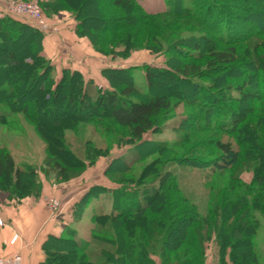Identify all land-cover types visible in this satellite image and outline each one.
I'll return each mask as SVG.
<instances>
[{
  "label": "trees",
  "instance_id": "16d2710c",
  "mask_svg": "<svg viewBox=\"0 0 264 264\" xmlns=\"http://www.w3.org/2000/svg\"><path fill=\"white\" fill-rule=\"evenodd\" d=\"M164 1L168 4L167 10L152 12L145 9L142 0H113L114 5L122 11L130 10L131 5L139 15L141 25L150 26L163 16L183 17L206 31L202 35L181 38L164 51L150 48L152 53L165 54L166 66L144 64L145 91L135 84L133 70L136 66L103 68L102 74L109 81L108 87L97 86L94 79H87L82 72L71 69H64L56 81L52 77L56 66L43 53V41L50 32L42 31L26 17L10 14L1 3L0 122H9L20 108L39 124L47 121V115L64 101L65 107L74 106L80 122L95 123L103 133L110 135L103 139L106 142L104 146L79 136L71 140L61 134L54 135V138L64 141L59 152L66 151L75 156L85 169L86 163H95L100 157L110 155L116 147L126 144L131 147L126 153L114 157L105 169L106 177L116 187L99 186L101 191L98 194L109 193L110 197L107 202L102 198L97 208H93L92 219L97 224L91 227L90 238L83 239L76 230L67 229L64 235L45 244L46 258L41 264L72 263L76 249L94 258L88 264H208L210 248L214 251L212 264H264L258 248L264 227V122L256 119L254 123L250 118V108L246 106L249 100H264V28L259 26V21H264V1L250 3L240 0L244 3L240 6L232 5L231 0ZM57 4L56 0H40L45 17L59 27L55 21L57 15L54 14L55 10L59 11ZM68 12L75 22V34L88 37V33H85L87 17L79 10ZM248 22L252 23L248 26V33L237 32L238 25L243 26ZM118 29L119 25L112 32ZM19 43L23 45L19 46ZM237 43L246 44L248 51L241 54ZM218 44L230 46L222 50L218 49ZM24 46L30 47V51L23 49ZM175 47L179 48L178 51L171 52L175 51ZM178 52L184 59L199 62L208 57L210 60L205 66L209 69L220 66L221 72L207 75L203 71V63L179 62L175 58ZM249 54L251 65H246L247 69L242 73L236 72V68L235 72L229 73L223 66L238 65L237 62L249 57ZM127 56L128 53L121 55V58ZM253 67L257 70H253ZM15 75L24 76L26 82L16 80ZM158 76L184 81L194 91L201 89L207 96L198 100L192 96L156 92L155 78ZM196 77L209 79V82L207 85L198 84ZM254 83L263 88L260 93L250 91ZM214 91L220 98L218 94H213ZM36 94L40 95V100ZM182 102L190 109L181 115L177 111ZM83 103H89L94 110L86 117L81 111ZM219 105L224 114L217 121L214 112ZM213 114L214 118L211 116ZM54 126L61 127V119H56ZM167 127L177 135H187L191 130L197 133L213 129L215 134H230L248 129L258 139L253 147H245L237 139L216 138L205 142L207 153L199 157L195 151L198 143L188 142L191 146L185 148L184 140L188 141L189 138L184 135L172 143L145 140L149 132H163ZM118 128L125 131L118 132L120 137L115 133ZM78 129L83 130L82 127ZM146 144L151 145L154 154L159 153L150 162L147 161L150 149L147 152L141 149ZM205 158L209 163L206 164ZM158 161L161 167L148 174L147 182L137 181L132 186L113 178L124 172L145 170ZM243 164L252 173L250 183L241 177L243 171L234 172L237 166ZM66 170L67 165L57 159L47 160L41 166L19 167L8 146H1L0 198L3 193L8 200L37 198L42 192L41 174L52 180V172H55L57 178L53 182L58 183V180L69 178ZM195 170L202 171L200 174L207 191L201 192V182L195 178L199 172ZM25 173L29 174L28 179L24 177ZM144 177L146 175L142 179ZM88 193H93V190ZM163 194L166 202L174 208L167 215L168 218L159 215L156 210L161 207ZM134 195L138 198L133 209L121 210L122 198ZM83 199H79L73 208L76 222L84 220L86 203H83ZM219 214L225 215V218L220 220ZM194 217L199 219H195L193 231H179L183 237L181 244L169 245L176 226L185 220H194ZM230 220V229L226 231L223 224ZM242 232L248 236L249 243L245 247L240 246ZM68 244L76 249L72 246L68 249ZM57 259L59 262L56 263Z\"/></svg>",
  "mask_w": 264,
  "mask_h": 264
},
{
  "label": "rangeland",
  "instance_id": "374dc122",
  "mask_svg": "<svg viewBox=\"0 0 264 264\" xmlns=\"http://www.w3.org/2000/svg\"><path fill=\"white\" fill-rule=\"evenodd\" d=\"M28 1V0H25ZM250 3L256 2H262L264 0H248ZM58 10H55V15L61 16V15H69L68 11L73 10H79L81 13L87 17L86 23V29L88 33V37H86L87 41L89 42L90 46L95 50L96 52L102 54L103 52L108 54L106 56L109 57H121V55L128 53L129 56L126 58H123L126 60V63H131L133 65L128 66H136L133 70L134 78H135V84L138 86V88L142 91L146 90V71H145V65L148 63L151 66L154 67H160V66H166V56L165 54L158 53H152L149 49L153 48L155 50L161 49L166 50L167 47L173 46L172 44L175 42H178L181 38L184 37H193L195 35H202L203 33H206V31L201 27L197 26L196 24H193L192 22L188 21L187 19L183 17H175L171 18L168 16H163L161 18L156 19L152 25H141L139 24V15L132 10V6L130 5V10H124L117 8L113 0H56V3ZM142 3L147 11L152 12H163L168 9V4L164 0H142ZM232 5H238L240 4L244 5V3L240 2V0H231ZM182 5V4H181ZM181 5H178L180 7ZM170 7V6H169ZM237 8V7H233ZM180 10V8L178 9ZM44 12V11H43ZM203 13V11H202ZM204 14V13H203ZM213 18V17H212ZM50 21V19H48ZM260 20V19H259ZM51 22V21H50ZM262 22V23H261ZM259 21L260 28H264V21ZM52 23V22H51ZM53 24V23H52ZM139 24V26H138ZM252 24L251 22H248L247 24L244 23L243 26H237L238 30L237 32L240 33H248V26ZM55 25V24H53ZM119 25V29L116 30L114 33L112 32L114 29H117ZM55 27H57L55 25ZM234 33L233 35H235ZM23 45V43H19V46ZM235 45V44H234ZM238 50L241 54L248 51L246 44H240L237 43ZM230 45H224V44H218V49H226ZM27 49V51H30V47L24 46L23 49ZM179 48L175 47V51L170 50L171 52L178 51ZM100 51V52H99ZM102 52V53H101ZM249 53V52H248ZM104 55V54H103ZM120 55V56H119ZM177 57L176 60L179 62H185L187 64H196L200 65V63H203V71H206L205 73L208 75L212 74H218L221 71L219 70V67L215 66L214 68L209 69V67H206L205 63L210 60V58L206 57L200 60H194V59H184L182 56H180L179 52L176 54ZM133 60V61H129ZM251 55L249 54V57L242 58L237 62L238 65L234 64H227L223 65L229 73L235 72V68L237 71H241L242 73L244 69L246 68V65L250 66ZM249 62V63H248ZM247 69V68H246ZM253 70H257V68L253 67ZM218 71V73H216ZM205 74V75H206ZM214 74V75H215ZM52 77H57V69L55 67L54 72L52 73ZM197 78V77H196ZM16 80H21L22 82H26V79L24 76H18L15 75ZM166 79V82L164 81ZM198 84H204L207 85L209 82V79H195ZM250 91H253L255 93H260V91L263 89L257 84H253V87L249 88ZM155 91L159 93H169L172 95L179 94L181 97H189L192 96L194 98H204L206 97V93L203 92V90H197L194 91L188 83L184 81H180L178 79L174 80H168L167 78H164L162 76H158L155 78ZM213 94H218L215 93ZM36 98L40 100V95L36 94ZM219 96V94H218ZM220 98V96H219ZM186 101V100H185ZM212 103V102H211ZM246 106L250 108V118L255 123V120L257 119L258 122H264V100H258V99H252L249 100L246 103ZM189 110L190 107L185 103L182 102L181 108L178 109L177 114H181L185 112V110ZM67 110V113L65 112ZM220 105L217 107V110L214 112L216 115L217 121L219 118H222V115L224 114L223 110L221 111ZM81 111L85 113L86 115H89L94 110L92 109L91 105L89 103H83L81 106ZM196 111L198 112V108H196ZM75 113H78L76 110H74V106L71 107H65V102L62 101L60 104V107L56 108L54 111H52L50 114L47 115L48 120L44 122H40L39 124L35 122L31 117H29L26 113L22 111V109H18L17 112L11 117L9 122H6V124H2L0 122V147L1 146H8V151L14 156L16 165L19 167H30V166H41L47 163V160H61L64 164L67 165V174L68 179L66 180H58V183L53 182L57 176L55 172H52V180H49L53 184H64L69 181H76L78 183V186H83V189L81 190V198L84 200L83 203H86V210H85V216L82 223H80V232L84 236H86V239H89L91 236V227L95 226L97 223L93 222L92 219V213L93 208H97V204L102 200V198L107 202L106 200L109 199V193H105L100 196L98 194L99 188L101 186L105 187H116V184L109 180L108 177L105 175V169L109 166L112 159L118 155H121L123 153H126L130 147V145H122L119 148L116 147L113 149L110 155L108 156H102L99 159L96 160L95 163H86L85 169L81 166V162L73 155L68 154L66 151L59 152V148L63 147L64 141L63 139H56L53 136H58L59 134L62 135V137L69 138L71 140H74L77 136L81 137L82 139H92L94 140V143H97L99 146H104L105 137L107 135H110V133H103V131L98 128V125L95 123H85L80 122V118L76 116ZM211 115L214 116L215 115ZM255 116V118H254ZM84 117V116H83ZM261 117V119L259 118ZM56 119H61L62 126L59 128H56L54 126V121ZM85 119V118H83ZM220 120V119H219ZM262 120V121H260ZM191 124L194 125L193 120L191 119ZM216 121V122H217ZM249 121V120H248ZM172 121H170L171 123ZM169 123V124H170ZM82 127L83 130H77V128ZM8 128V129H7ZM197 128V127H196ZM100 129V130H99ZM118 132L125 131L123 129H117L115 133L118 134ZM215 130H201L199 132L190 131L189 134L185 135V133L177 135L173 133V130L170 127H167L164 129L163 132H149L145 135V140H149L148 142H158V143H165L169 142L172 143L179 138L180 136L184 135L189 140H184L185 148H190L191 144L189 145L188 142L198 143V147L195 150L196 156L202 157L203 155H206V147L205 142L208 143V141L216 139V138H223V139H237L241 141L245 147H253V143L258 139L256 137V134L249 131L248 129L244 131H240L237 133H230V134H215ZM121 134H118L117 137H120ZM183 136V138H184ZM113 137L116 138V135H113ZM185 138V139H186ZM261 139V138H260ZM188 144V145H187ZM141 149L143 152H147L150 149V155L147 156V161L150 162L155 159V156H157L159 153H153V148L151 145L146 144L142 145ZM152 149V150H151ZM193 157V156H191ZM206 159V158H205ZM209 159V158H208ZM209 163V161L206 159V164ZM82 167V168H81ZM161 167V162H153L151 166H147L145 170L138 169L135 172L128 173L124 172L121 175H115L113 178L118 182H124L127 184H131L132 186L135 185V182L142 181L147 182L149 179L147 178L148 174L158 170ZM51 168V167H49ZM248 166L245 164L237 166V168L234 170L235 173H239L240 171H243L241 173V177L245 180V182L250 183L252 180V173L249 170H246ZM92 169H95V171L91 172ZM198 175L195 177L197 178L196 181L201 182L200 189L201 192H205L208 190L203 186L204 180L201 178V174L199 170ZM91 172V173H90ZM143 175H146V177L143 178ZM105 176V177H104ZM24 177L26 179L29 178V174L25 173ZM46 178L44 174H41V180L43 185V179ZM71 179V180H69ZM191 179V178H190ZM230 179V178H229ZM193 180V178H192ZM191 181V180H190ZM194 181V182H196ZM100 186V187H99ZM28 187V185H26ZM93 190V193H88V191ZM24 191V190H23ZM80 193V194H81ZM3 196L6 197L5 193H3ZM165 194H163V198L160 202L161 207L159 209L156 208L159 215L164 216L165 218H168L167 215L172 213L174 211V208H172V204H169L166 202ZM56 198L60 202V210L62 211V205L61 200L57 197H50L47 198L53 199ZM80 198V199H81ZM138 196H130L122 198L121 200V210L124 211H131L134 207V203L137 201ZM170 199V198H169ZM155 212V210H153ZM192 213V212H191ZM220 213V212H219ZM195 216V215H194ZM225 216V215H224ZM222 214H219L220 220L224 217ZM195 219H199V217L195 218L194 220H185L183 223L176 226V229L173 233V237L169 241V245H173L176 243L181 244V236L179 235V231H182L184 233H191L193 231V223ZM226 221V220H225ZM231 223V220L227 223L224 222L223 228L224 230H229V224ZM148 225V224H147ZM106 229V228H105ZM243 239L240 243L241 247L247 246L248 242V236L246 234L242 235ZM185 240V238L183 239ZM260 242L261 245H258V248L261 251L262 259L264 260V227L262 228V232L260 235ZM185 242V241H184ZM249 243V242H248ZM62 244V243H61ZM63 245V244H62ZM68 249H70L72 246L74 249V245L68 244ZM213 249L210 248L208 250V264H212L214 261V257L212 255ZM85 261H84V260ZM94 258H89L82 250L76 249V252L72 255V263L69 264H88L91 260ZM59 262V259L56 260ZM78 261V262H77ZM247 263V261H245Z\"/></svg>",
  "mask_w": 264,
  "mask_h": 264
},
{
  "label": "crops",
  "instance_id": "0c3cea01",
  "mask_svg": "<svg viewBox=\"0 0 264 264\" xmlns=\"http://www.w3.org/2000/svg\"><path fill=\"white\" fill-rule=\"evenodd\" d=\"M55 21L58 30L44 38L43 53L56 66V81L64 69H71L82 72L87 79H94L97 86L108 87L103 68L133 65L121 57L113 58L93 50L86 38L75 34V22L68 15L57 16ZM43 181L41 195L37 198L27 197L20 201L8 200L3 195L0 198V220L4 222L0 225V254L10 257L19 253L21 264H41L46 258L45 244L64 235L67 229L76 230L78 236L86 239L79 229L82 222L73 219L74 205L81 198L85 185L78 186L72 180L58 185L46 178ZM50 197L61 200L62 211L61 206L57 211L51 209L47 199ZM15 235L18 237L12 243Z\"/></svg>",
  "mask_w": 264,
  "mask_h": 264
},
{
  "label": "built area",
  "instance_id": "2783aa9c",
  "mask_svg": "<svg viewBox=\"0 0 264 264\" xmlns=\"http://www.w3.org/2000/svg\"><path fill=\"white\" fill-rule=\"evenodd\" d=\"M5 10L10 14L22 16L30 19L44 32H56L58 29L44 15L40 6V0H3ZM48 204L52 210L57 211L60 208V202L56 199H49ZM4 222L0 220V225ZM15 235L11 242L14 243L17 239ZM22 255L14 254L13 256H4L0 254V264H21Z\"/></svg>",
  "mask_w": 264,
  "mask_h": 264
}]
</instances>
